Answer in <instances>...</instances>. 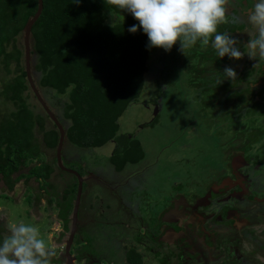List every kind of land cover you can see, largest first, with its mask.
Here are the masks:
<instances>
[{
	"label": "rangeland",
	"instance_id": "1",
	"mask_svg": "<svg viewBox=\"0 0 264 264\" xmlns=\"http://www.w3.org/2000/svg\"><path fill=\"white\" fill-rule=\"evenodd\" d=\"M252 3L253 0H235L232 12L239 15L242 22H230L218 28L219 32H228L237 39L241 51L249 39L243 21ZM104 16L109 24L119 20L107 11ZM179 50V41L169 52L161 48L149 49L142 88L137 99L117 118L113 139L98 148H79L64 141L60 151L62 166L76 170L85 179L82 198L79 194L77 200V206L80 202L77 217L80 224L75 241H79V237L86 238L89 250L111 257L112 248L102 242L104 233L110 229L106 226L109 217L124 221L134 204L141 209L145 202L157 201L149 207V217L155 222L151 229L153 237H149V233L141 235L147 247L137 245L133 241L135 238L131 241L135 251L142 253V264H264V214L258 216L263 221L252 227L246 225L254 216L256 206L252 208L251 205L256 201L250 202L252 196L257 197L256 189L249 188L244 196L236 193L237 187L235 194L217 189L213 193L211 189L222 174L215 179L213 176L223 165L229 164L244 132H248L249 142H255L257 134L264 138V61L258 63L247 55L239 60L228 56L218 58L210 46L203 47L199 43L185 53ZM183 58L187 65L182 64ZM226 67L235 70L236 80L222 77ZM218 79L222 81L217 84ZM257 81H262V85H257ZM42 97L58 122L64 123L61 114L64 96L50 91ZM195 126H198L199 135L195 134ZM131 141L138 143L143 157L137 162L126 163L119 170L114 169L110 156L120 154ZM42 156L44 162L58 169L55 150L42 152ZM239 158L243 156L237 154L235 159ZM34 164L33 160L28 167ZM230 169L234 171L231 166ZM174 181L183 184L195 181V189L208 191L209 197L198 198L193 205L192 199L189 202L195 206L194 214H190L191 210L180 211L175 199L170 198ZM75 182L77 178L70 173L51 178L48 193L55 198L52 201L46 191L36 188L32 179L21 178L8 190L4 186L6 181L5 184L0 182V234L7 232V236L12 224L22 222L38 227L45 240L43 233L48 240L56 235V239L61 240L59 248L64 246L72 224ZM65 183L69 184V193L63 198L61 188ZM244 184L254 186L253 179L248 176ZM28 195L29 203L25 198ZM240 198L242 201H238ZM140 199L143 202L138 201ZM45 214L47 226L45 221H40ZM132 214L145 216L139 212ZM176 218L186 220L195 229L190 234L183 227V236L178 239L175 230L163 236L165 222ZM168 227L170 223L166 229ZM128 232L132 233L130 229L119 230L120 235ZM125 238L122 236L119 248L128 245ZM59 261L64 263L62 259ZM75 263L80 264L79 261Z\"/></svg>",
	"mask_w": 264,
	"mask_h": 264
},
{
	"label": "trees",
	"instance_id": "2",
	"mask_svg": "<svg viewBox=\"0 0 264 264\" xmlns=\"http://www.w3.org/2000/svg\"><path fill=\"white\" fill-rule=\"evenodd\" d=\"M41 2L28 36L31 79L42 100L50 91L64 96V123L59 122L63 143L98 148L114 138L117 118L142 88L150 49L147 35L139 28L130 33L138 21L104 0ZM35 10L36 0H0V177L7 189L23 178L48 193L54 169L42 152L55 149L58 133L28 86L23 61L22 31ZM104 11L119 20L105 22ZM142 157L138 143L131 141L109 161L119 170ZM33 160L36 164L28 167ZM64 173L56 168L55 175ZM68 185H62L63 198ZM26 199L31 200L29 195ZM54 199L50 195L49 201ZM126 257L132 263L137 256Z\"/></svg>",
	"mask_w": 264,
	"mask_h": 264
},
{
	"label": "clouds",
	"instance_id": "3",
	"mask_svg": "<svg viewBox=\"0 0 264 264\" xmlns=\"http://www.w3.org/2000/svg\"><path fill=\"white\" fill-rule=\"evenodd\" d=\"M73 3L78 4L79 0ZM104 3L130 13L138 24L128 31L136 33L138 28L142 29L149 48L169 52L179 41L180 51L185 53L199 43L210 46L218 58L228 56L239 60L247 55L258 63L264 61V0H253L245 14L243 22L249 39L243 51L237 47V39L228 32L218 31L222 24L242 22L232 12L235 0H104ZM222 77L234 81L237 73L226 67ZM56 255L38 227L22 222L12 224L9 234L0 242V264H52Z\"/></svg>",
	"mask_w": 264,
	"mask_h": 264
},
{
	"label": "flooded vegetation",
	"instance_id": "4",
	"mask_svg": "<svg viewBox=\"0 0 264 264\" xmlns=\"http://www.w3.org/2000/svg\"><path fill=\"white\" fill-rule=\"evenodd\" d=\"M180 53H181V51H180ZM184 62H186L185 58H183L182 64L187 65V62L185 64H184ZM183 73H185V72H182V74ZM185 76H186V73H185ZM257 82H258L257 85L258 84L262 85V81H257ZM189 84H191V83H189ZM192 89L193 90L195 89V85L192 86ZM195 130H196L195 134L199 135L200 131L198 129V126L197 127L195 126ZM247 136H248V132L246 131L242 135L241 143L237 144L235 146L236 152L234 155H231L229 162H228L229 164L223 165L221 170L218 169L217 173H215V176H213L212 179H215V177L217 175H220V174H222V177L219 179V182H216L211 187V189H212L213 193L217 189V190H223V191L226 190V191H228V193L233 192L235 194L234 190L237 187L236 193H239L240 196H244L247 193L249 188L251 190L256 189L257 197L252 196L251 197L252 200L250 202V203H252V201H256V202H253L251 205L252 208L256 206V208L253 210L254 216H253V219L251 221H248V223L246 222V225H250L252 227V226L256 225L257 223L263 221L262 218H259L258 216L259 215L263 216V214H264V138H263V136L257 134L256 138H255V142H249L250 138H248ZM218 142H220V139H218ZM220 144H221V142H220ZM123 148H122V151L119 152L120 154L127 147H123ZM224 154L225 153L221 154V156H224ZM237 154H241L243 156V158L235 159V156H237ZM228 155H230V154H228ZM230 166L234 169V171H231ZM52 168L54 169V172L49 177V180L51 178H53L56 174V168L55 167H52ZM113 168H114V166H113ZM73 171H75V170H73ZM65 173H67V172H65ZM77 174L81 178L80 198H82V188H83V183H84L85 179L82 178L79 173H77ZM237 175L238 176L240 175L241 177L240 176L238 177ZM248 176L253 179L254 186H252V187H250L249 185H246L247 186L246 187L244 184V181L247 180ZM0 182H3V184H5V181H1V179H0ZM207 183L208 182H206V184ZM205 185H203V187ZM211 185H212V183L210 184V186ZM4 186L7 189V186L6 185H4ZM76 186H77V183H76ZM171 189H172L173 194H170L172 196V197L170 196V198H172V200L175 199L174 202L178 203L177 208H180L179 210L182 212H184V211L186 212V210H191L190 214H194V210H195V206H191V204L189 203L191 201V199L193 200L192 201V205H193V203H195V200H197L198 198L209 197L208 191H205L206 192V194H205V192H200L197 189H195V181H193V183H190V184H186V183L183 184V183H178V182L174 181L171 185ZM3 195H5V194H2V196ZM234 197H236L237 199L239 198L237 196H234ZM167 200H168V198H166V201ZM246 200L247 199H245V202H246ZM138 201L143 202L142 199H140ZM226 201L227 200H222L221 202H226ZM238 201H242V198H240ZM144 204L145 205L141 206L142 210L140 209V207L138 208L134 204L132 206V208H130V210H131L130 213L124 217L125 218L124 221L123 220L117 221L115 216L109 217V220L107 221L106 226L109 227L110 229H113V230L108 229V231H110V233L108 234V231H106V233H104L105 238L102 241V242H106L107 244H109L110 247L112 248L113 254L111 257H109L110 255H106L102 252H98V251L96 252V251H93V249L89 250L87 248L89 243L86 240V238L79 237L78 238L79 241H75L77 227L80 224L78 219H77L79 211H80V202H78V206H77L76 213H75V219H74V229H73L72 237L69 241V245H68V249H67V255H68L67 257L65 254V247H66L68 239L64 242V246L59 248L58 245L60 244L61 240L56 239L57 238L56 235H53L52 239L48 240L47 235H45L46 233H43L48 244L50 246H52L57 253V255L52 258V264H76L75 263L76 261H79L80 264H104L101 261L106 262V264H108V263H110V264H133V263L134 264H142V260H143V257H141L142 253L139 251L138 252L135 251V249H134L135 246H133L131 244V241L135 238V240H133V241L134 242L136 241L137 245H140L142 248L147 247V245H146L144 239H142L141 235L149 233L148 236L153 237L152 236L153 231H151V229L153 227H155V225H153L155 222L152 221L149 217V214H150L149 213V211H150L149 207L151 208L152 205L157 204V201H155L154 203H152V202L146 203L145 202ZM246 205H247V202H246ZM44 206L42 207V210L44 209ZM186 207H189V209H185ZM243 211H246L245 207H243ZM136 212H139L140 214L143 213V215H145V216L144 217L134 216L132 213H136ZM157 215L158 214L156 213V216ZM46 216H47V214H45L44 217L42 218L43 220H40V221H42V222L45 221L46 226H47ZM127 221L130 222V225H127L128 224ZM188 222L190 223V221H188ZM168 223L171 224V227H168L169 229H166V225ZM165 224H164L165 225L164 229L162 227L163 236H165L169 231L175 230L176 232H178L176 234L177 239L179 238V236H183V232H182V231H184L183 227H185L186 230H188V232H190V234H191V231L195 229V227H193V226L190 227L186 220L182 221V219H179V218L177 220L165 222ZM246 225H245V227H246ZM180 226L182 227V229H180ZM49 227H50V225H49ZM51 229H52V227H51ZM121 229L122 230L123 229H125V230L130 229L132 231V233L128 232V233H124L123 235H120L119 230H121ZM70 231H71V226H70ZM70 231H69V233H70ZM232 231L235 232L236 230H232ZM53 232H55V230ZM6 233L7 232L0 234V242H2V240L6 237ZM122 236L126 237L124 239V241H128L127 242L128 245H126L123 248L122 247L119 248ZM109 237H112L111 238L112 240ZM239 239H241V237H239ZM234 240H236V239H234ZM103 244H105V243H103ZM76 245H78L79 248H75ZM128 253H133L137 256V257H133L135 260L132 263H130V261L127 259L128 257H126V255ZM60 257H64V258H60ZM60 259L64 260V263H60V261H59Z\"/></svg>",
	"mask_w": 264,
	"mask_h": 264
},
{
	"label": "water",
	"instance_id": "5",
	"mask_svg": "<svg viewBox=\"0 0 264 264\" xmlns=\"http://www.w3.org/2000/svg\"><path fill=\"white\" fill-rule=\"evenodd\" d=\"M41 6H42L41 0H36V10L33 13V15L26 21V23H25V25L23 27L22 43H23L24 72H25L26 81L28 83V86H29L34 98L36 99V101L38 102L40 107L43 109V111L47 115L48 119L52 122V124L57 129L58 137H57V143H56V146H55V149H54L55 150L56 164H57L59 169H61L64 172H67V173H70L72 175H75V177L77 178L75 204H74V207H73V210H72L71 231L69 233L68 241H67V244H66V247H65V254H66V257H67L68 256L67 255V249H68L69 241H70V239L72 237V232H73V229H74V219H75L78 195L80 194V190H81V178L79 177V175L75 171L70 170V169L65 168L64 166H62V164L60 162V151H61L63 138H64V130H63L61 124L56 119V117L53 115V113L49 110V108L47 107L45 102L40 97L37 89L34 86V83H33L32 79H31V76H30L28 36H29V31H30L31 25L34 23V21L37 19V17L40 14Z\"/></svg>",
	"mask_w": 264,
	"mask_h": 264
}]
</instances>
